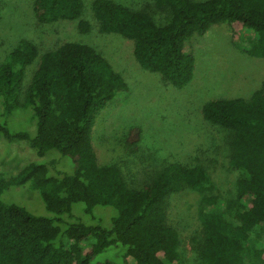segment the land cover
<instances>
[{"label": "trees", "instance_id": "1", "mask_svg": "<svg viewBox=\"0 0 264 264\" xmlns=\"http://www.w3.org/2000/svg\"><path fill=\"white\" fill-rule=\"evenodd\" d=\"M154 2L170 14L163 25L115 0H94L91 9L99 33L132 40L139 65L175 87L193 76L189 38L214 24H228L234 45L264 57V0ZM83 9V0L32 1L37 21L79 19V31L87 32L91 24L80 19ZM239 39L245 45H238ZM37 57L25 84L26 69ZM128 94L122 75L87 43L69 40L39 54L34 42L22 38L9 51L0 63V135L25 141L43 159L9 177L0 173V264H179V234L167 220L168 198L184 187L210 191L213 182L203 165L174 161L137 187L118 166L97 162L91 143L96 116ZM17 112L28 115L33 133L1 121ZM202 114L229 133V166L240 173L235 196L220 206L216 195L202 196L197 258L200 264H264V245L255 241L264 234V86L248 97L208 100ZM139 133L137 127L128 131L133 148ZM51 150L57 153L47 154ZM15 186L37 192L45 214L8 200L5 192ZM98 205L116 210L109 226L94 213Z\"/></svg>", "mask_w": 264, "mask_h": 264}, {"label": "rangeland", "instance_id": "2", "mask_svg": "<svg viewBox=\"0 0 264 264\" xmlns=\"http://www.w3.org/2000/svg\"><path fill=\"white\" fill-rule=\"evenodd\" d=\"M32 1L0 0V63L22 38L34 42L39 54L73 40L93 46L109 60L128 84L129 94L122 101H110L96 116L91 143L97 162L118 166L128 183L137 187L167 163L179 161L203 165L211 176L212 189L199 192L184 187L168 198L166 207L168 223L179 234V264H200L194 249L202 227L200 200L203 195H216L220 206L224 199L233 198L240 173L229 166V133L206 120L202 106L206 101L220 97H248L253 90L264 86V57H253L234 45L236 38L228 24H214L205 33L189 38L186 50L194 57L193 76L185 86L175 87L159 73L139 65L133 55L132 40L97 31L91 9L94 0H83L80 19L90 22L91 28L87 32L79 31V19H60L51 23L37 21ZM115 1L148 12L159 25L170 18L168 12L156 8L154 0ZM236 43L245 45L244 39ZM38 60L39 57L27 67L25 84ZM12 115L1 121L12 130L33 133L34 127L25 112ZM132 127L140 131L135 148L126 139ZM54 153L57 152L51 150L47 154ZM60 157V161H66L67 168L71 169L69 159ZM42 159L25 141H8L0 135V173L5 177L17 173L30 161ZM5 193L8 200H15L35 214H45L37 192L29 187H10ZM80 205L74 204L73 211ZM94 213L109 226L116 210L98 205L94 207ZM255 241L264 245V234Z\"/></svg>", "mask_w": 264, "mask_h": 264}]
</instances>
